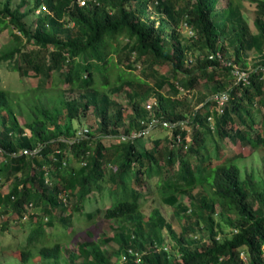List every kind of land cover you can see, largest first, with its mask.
<instances>
[{
	"label": "trees",
	"instance_id": "trees-1",
	"mask_svg": "<svg viewBox=\"0 0 264 264\" xmlns=\"http://www.w3.org/2000/svg\"><path fill=\"white\" fill-rule=\"evenodd\" d=\"M31 1L24 11L26 0L16 7L12 0H0V32L12 35L0 50V65L46 82L62 72L69 90L80 94L67 100L36 88L22 124L16 112L22 105L11 103L14 97L0 78V210L22 226L32 225L18 261L264 264V172H247L237 163L242 155L220 153L225 139L264 150V0L257 2L255 31L245 20L242 0L224 6L221 0H88L83 6L79 0ZM43 6L49 10L37 13ZM184 26L193 32L192 43L183 37ZM217 54L246 70L253 65L249 82L221 91L226 86L214 76L225 72L234 78L232 66ZM123 58L130 61L128 68L140 62L144 77L126 78ZM163 66L183 75L177 80L181 87L159 73ZM201 77L214 84L213 95L228 92L222 114L213 99L186 116L184 100L161 93L165 86L175 96L190 92ZM122 92L129 113L113 97ZM89 112L94 127H77ZM152 120L173 124L167 146L160 147L158 139L146 148L142 141L150 134L132 139ZM108 138L115 142L106 145ZM154 178L161 202L181 223L180 232L159 208L148 216L143 211L142 189L151 191ZM4 185L7 192L1 191ZM105 198L110 205L101 209ZM92 206L95 215L86 211ZM101 214L113 221L111 236L88 231L90 238L79 242L76 252L65 250L66 235L35 245L48 227L59 233L74 218L92 221ZM203 231L206 239L198 238Z\"/></svg>",
	"mask_w": 264,
	"mask_h": 264
},
{
	"label": "rangeland",
	"instance_id": "rangeland-1",
	"mask_svg": "<svg viewBox=\"0 0 264 264\" xmlns=\"http://www.w3.org/2000/svg\"><path fill=\"white\" fill-rule=\"evenodd\" d=\"M6 1V0H3ZM22 0H12L13 6H17ZM27 6L23 9L26 11L33 3L31 0H26ZM227 0H221L220 6H224L226 4ZM257 2L258 0H242V6H243V12L245 15V20L248 21L250 28L252 31H255L254 27V21L256 19V12H257ZM49 10V9H48ZM32 18V17H30ZM31 21V19H30ZM184 39L192 43L191 36L192 31L190 32L189 29L185 28L182 30ZM12 39V35L10 30H4L3 32H0V50L6 46L9 45L10 40ZM112 56L116 59L121 58L119 54H112ZM126 60V58H123ZM127 62H130L129 60H126L125 63L121 66L122 70L125 71L124 75L126 78H142L144 75L141 73V69L143 68V65H141L140 62L132 64L131 67H126ZM254 68L252 65L247 69V71H251ZM120 70H116V72H119ZM159 73L164 74L165 76L172 79V81L177 85L178 78L183 77V75H178V77L169 70L168 66L159 67ZM114 75V74H113ZM116 76V73H115ZM114 76V77H115ZM0 78L2 80L1 87L9 91L12 95L11 100L12 104L19 103L20 105H17V114L22 122V124L25 122V115L29 112V101L34 96L37 95L36 88L41 89L42 92L45 94H48L50 96H61L63 95L65 99L70 100L74 98H78L79 92L76 91H70V86L64 82V74L62 72H56L53 74L52 78L49 81H42L40 78H37L33 75L23 77L16 71H12L11 66L8 63H2L0 65ZM176 78V80H175ZM232 78L229 76L228 73H217L214 76V80L218 81L221 80V82H224V85L226 88L221 91L230 90L235 85L234 81L231 80ZM151 85L155 82L154 79L151 78L149 81ZM233 83V84H232ZM214 84H212L211 81H206V78H200L195 88L191 89V91L187 92H181L178 94V96H175L171 91H169V87L165 86L161 93L165 96H169L172 98H176L178 100H184L186 103V108L184 105L180 106L178 108V112H182V108H186V116H192L193 113L197 108L201 106V103L207 100H209L211 103L214 102L213 99H215L214 93L211 91V87ZM181 87V86H180ZM128 90V88H126ZM155 95L152 94L151 97H154ZM116 101H118L123 108L125 109L126 113L131 112L130 111V102L127 93L122 92L116 96H113ZM213 97V98H212ZM44 102L47 101L46 97H43ZM20 107H23L20 109ZM20 109V110H19ZM256 119H260V114L258 111H256ZM191 121V120H190ZM95 117L93 116L92 112H89L87 116L84 118V120L80 123H76L77 127H87L92 126L94 127L95 124ZM261 125V123L259 124ZM232 128H240L239 124H229ZM173 130L174 128H157L150 132L149 138L142 141L143 144L146 145V148H151L154 146V143L156 140L159 139L160 141V147L167 146V140L173 136ZM121 134H125L123 130H121ZM191 138V137H190ZM115 140H111V138L105 139L104 143L106 145L113 144ZM221 143V155L225 157H237L239 155H242L243 159L237 160V163L245 168L247 172L249 171H255V173H263L264 172V150L262 148L260 149H252L251 147H243L240 142L233 143V141L229 139H225L220 141ZM203 153V152H202ZM195 158H193L194 160ZM224 159H222L219 162H221ZM157 178H154L152 181L149 182V185L151 186L152 190L149 191L148 188H143V193L145 194V197L143 198V211L148 216L153 208H159L163 215L166 217L168 222H170L174 228V230L180 232L181 231V223L174 217L173 209L169 206L164 205L160 198L158 193L156 192V183ZM10 183H7L9 185ZM6 185L2 188L1 191L7 192L5 188ZM180 200L184 204H188L189 200L186 196H180ZM109 199L105 198L103 202L101 203L100 207L101 209L106 208V206L110 205ZM96 208V206L88 207L86 211H93ZM94 215H95V211ZM20 222H15V219L13 217H8L7 214H4L2 210H0V264H23L18 261L17 257L19 256L20 248L25 246L27 242V236L31 233V227L30 222H26L24 226L21 225ZM110 224H113V221H107L103 214L95 216V218L92 221H88L85 215H82L80 218H74L73 222L71 223L70 227L64 231L63 228H60L59 233H56L55 229L46 228V234L40 238V240L35 242V245L37 247L43 246L46 242L48 244H51L55 241H59L62 239L64 235L68 236L70 238V243L66 244L65 250L67 252H76V247L79 242H82L85 239H89L88 231L92 232L94 235L99 234L101 232H104L106 236L112 235V230L110 228ZM60 227V224L57 225ZM87 234V235H86ZM206 231H203L199 234H197V237L200 238L203 237L206 239ZM198 237V238H199ZM167 242H170L168 244L171 245L170 239H166ZM114 243H112L113 245ZM115 245V244H114ZM113 245V246H114ZM170 247V246H169ZM125 259V258H124ZM36 264H48L47 262L40 261L39 258L36 259ZM50 260L49 258L47 259ZM68 261V259H67ZM124 261V260H123ZM64 264V263H63Z\"/></svg>",
	"mask_w": 264,
	"mask_h": 264
},
{
	"label": "built area",
	"instance_id": "built-area-1",
	"mask_svg": "<svg viewBox=\"0 0 264 264\" xmlns=\"http://www.w3.org/2000/svg\"><path fill=\"white\" fill-rule=\"evenodd\" d=\"M87 1L88 0H79V4L82 6L86 5ZM41 11L47 12L48 11L47 6H43L41 9H39L37 11V13H39ZM186 28L189 29L190 32L192 31L188 26H186ZM192 35H193V32H192ZM216 56L222 60V63L224 65L232 66L231 72H232L235 84L239 85L241 83L246 84L247 82H249V74H248L249 71H247L246 69H244L238 65H234L231 62H227L224 58L221 57L220 54H217ZM214 57L215 56L212 55V56H210V59H213ZM214 100L217 103V105H216L217 110H219L220 114H222L224 112L223 108L229 102L230 97H229L228 92H219L218 94L215 95ZM152 105H153V102L150 101L148 103V107L151 108ZM212 119H213L212 117H209V120H212ZM143 123H145V122H143ZM145 124H147V127L144 131L135 132V133L131 134L132 139L147 137V136H149V134L152 130H154L158 127H161V126H162V128H173L174 127L173 124L170 125L167 122H162V125H161V123L158 120H152L149 123H145ZM84 131L87 132V129H84ZM78 135H81V132ZM129 253H132V251H129Z\"/></svg>",
	"mask_w": 264,
	"mask_h": 264
},
{
	"label": "bare ground",
	"instance_id": "bare-ground-1",
	"mask_svg": "<svg viewBox=\"0 0 264 264\" xmlns=\"http://www.w3.org/2000/svg\"><path fill=\"white\" fill-rule=\"evenodd\" d=\"M40 13V12H39ZM158 128H162V127H158ZM174 128V127H173ZM157 129V128H156ZM167 129V128H166Z\"/></svg>",
	"mask_w": 264,
	"mask_h": 264
}]
</instances>
